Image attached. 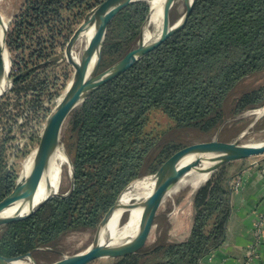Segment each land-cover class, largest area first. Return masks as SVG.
Masks as SVG:
<instances>
[{"label": "trees", "instance_id": "16d2710c", "mask_svg": "<svg viewBox=\"0 0 264 264\" xmlns=\"http://www.w3.org/2000/svg\"><path fill=\"white\" fill-rule=\"evenodd\" d=\"M103 1L29 0L8 30L7 47H20L28 40L43 44L44 34L33 37L27 32L37 34L52 23L64 24V13L72 16L67 29L69 42L75 26ZM149 13L150 6L139 2L115 17L105 39L103 61L107 52L119 57L139 39ZM32 66L15 75L16 84L33 77L36 65ZM261 71L264 0H196L183 27L170 33L133 68L96 91L73 115L77 135L73 194L67 199L54 198L34 215L8 224L0 236V255L34 253L81 222L96 225L129 184L141 177L142 167L161 142L165 132L149 130L153 111L162 110L176 130L210 133L222 123L224 102L232 91ZM261 91L259 88L241 96L234 112L256 107ZM5 146L0 145V202L15 184L5 163ZM174 146L166 144L158 149L151 161L156 171ZM227 166L197 192L191 233L185 241L164 243L159 238L154 245L116 264H202L225 240L231 215Z\"/></svg>", "mask_w": 264, "mask_h": 264}, {"label": "rangeland", "instance_id": "374dc122", "mask_svg": "<svg viewBox=\"0 0 264 264\" xmlns=\"http://www.w3.org/2000/svg\"><path fill=\"white\" fill-rule=\"evenodd\" d=\"M28 1L0 0V11L5 16V26L7 25L5 42H7L8 30L12 29L16 20L24 11ZM189 5V0H177L175 2L170 11L172 23L177 22L182 17ZM69 17L71 18L69 19ZM64 18L66 20L64 24L59 22L52 23L46 31L40 30L37 34L33 30L27 32L33 37L37 35L41 37L44 34L46 41L43 44L28 40L21 44L20 47L8 48L6 43V49L12 62L8 79L9 86L0 101V145H6L5 163L15 183L11 193L23 182L25 179V170L33 162L35 153H38L41 136L48 115L69 91L76 77V70L65 58V49L69 35L67 29L70 26V21L72 22V16L64 13ZM78 26H75V30ZM151 31L154 32L153 28ZM89 41V36H84L75 47V55L79 60H85L86 46ZM139 44L138 39L132 45L128 46L124 54L119 55V57L111 56L107 52L103 61L102 54L99 71H104L124 56L137 50ZM45 59H49V61L45 62ZM32 65H36V73L33 77L25 82L16 84V80L14 79L15 75L23 73L28 68L33 67ZM42 66L46 68L41 69ZM259 88L262 91L257 98V106L236 114L234 109L237 100L244 94L252 93ZM262 107H264V71L248 76L232 91L224 102V118L222 123L210 133L192 129L176 130L173 127L172 120L162 110L157 109L153 111L149 116V130L154 134L165 133L161 135V142L155 151L151 153L145 166L142 167L140 172L141 177L131 182L128 187L135 181L159 175L161 170L180 152L197 143L213 140L239 142L243 145L263 143L264 114H258ZM79 108L75 109L76 111L68 117L61 132V141L65 144L71 161H73L77 138V135L74 133L75 129L73 128L74 123L72 122V117ZM166 144L175 145V149L156 171V166L152 167L151 161L158 149H161ZM262 159H264V156H255L242 160L239 164H225L229 165L226 168L227 177H229L228 184L231 182L230 177L234 175L236 170L240 169V165L243 167V165H247L249 162ZM225 165L209 174L208 172H198L183 180L165 199L159 209L150 235L138 252L154 245L159 238H162L164 243L179 242L187 234L194 217L195 210L193 203L197 192L212 181L215 174L219 173ZM234 165L236 166L234 167ZM39 170L36 169L31 175L33 182L40 183ZM88 171H91L90 168ZM70 186L71 174L69 164L67 163L62 170L60 193H67ZM140 202H136V204ZM109 211L101 217L96 225L90 227L81 222L76 226V229L65 232L54 242L38 248L33 253L35 260L41 264H50L84 251L91 244L100 240L103 230L102 224ZM142 211V208L131 209L124 216L123 221H129L133 213ZM7 225H0V236ZM138 252L116 258H99L87 264H116L118 260Z\"/></svg>", "mask_w": 264, "mask_h": 264}, {"label": "water", "instance_id": "95a60500", "mask_svg": "<svg viewBox=\"0 0 264 264\" xmlns=\"http://www.w3.org/2000/svg\"><path fill=\"white\" fill-rule=\"evenodd\" d=\"M149 1L150 0H104L86 15L83 22L74 31L66 45L65 58L76 70L77 82L75 86L69 89L57 106L48 115L37 153L46 176L51 171L58 153H62L66 157L71 174L70 189L67 193L63 194L60 193L61 186L55 188L49 183L47 186V196L42 201L35 203V200L32 199L28 202L17 204L15 203V200L19 196L21 190L29 186V184L25 183V180H23V182L15 188L12 193L0 202V225H7L14 221L30 217L50 200L54 198L67 199L73 194L76 183L75 167L67 153L65 144L61 141V132L66 120L75 109L80 107L96 91L133 68L170 33L179 27H183L196 3V0H189L190 5L183 13L182 17L177 22L172 23L170 11L177 0H163L162 23L157 36L149 41H145L144 32L149 23V13L142 27L138 49L100 72L99 68L103 48L111 22L126 7L139 2H145L149 5ZM1 25L2 15L0 11V26ZM91 30H93L94 33L86 46V58L84 61H77L75 47L81 40L82 36ZM6 32L7 25L6 30L4 31L3 46H6ZM10 62H12L11 59ZM10 71L11 68H9L7 57L3 55L0 48V101L7 92L6 85H9L7 80L9 79ZM212 154H218L222 157L213 163V166L208 170V174L225 164L246 160L255 156H264V142L260 144L243 145L239 142L213 140L189 146L180 152L167 164V166H165L163 170H161L158 183L152 192L139 204H123L122 194L124 192L118 197L102 224L103 234H101L99 241L94 242L82 252L67 256L50 264H87L99 258H116L129 253L138 252L150 235L159 209L167 196L187 175L199 169L208 160V156ZM133 208H142L146 212L142 224L133 237L126 239L119 245L113 244L108 233L109 224L113 216L118 211H121V218L123 220L124 216ZM10 210H14L13 213H9ZM0 264L41 263L35 260L33 252H28L15 257L0 255Z\"/></svg>", "mask_w": 264, "mask_h": 264}, {"label": "bare ground", "instance_id": "6f19581e", "mask_svg": "<svg viewBox=\"0 0 264 264\" xmlns=\"http://www.w3.org/2000/svg\"><path fill=\"white\" fill-rule=\"evenodd\" d=\"M162 4H163V0H150L149 1L150 19H149L148 26L146 27L145 32H144L145 41H149L150 39L155 38L160 31L161 23H162ZM1 15H2V25L0 26V48L3 52V55L7 57L9 68H11L10 57L8 55L6 46H3V37H4V31H5L6 26H5V16L2 13ZM152 28L154 32L151 31ZM93 33L94 31L91 30L90 32L85 33L81 39H83L84 36H89V39H91L93 36ZM76 60L77 61L79 60L77 56H76ZM76 82H77V77H75V79L73 80L71 84V88L76 85ZM7 83H9L8 80H7ZM8 86L9 85L7 84L6 89H8ZM258 114H261V115L264 114V107L261 108ZM37 155L38 154L35 153L33 162L25 170L24 180H25V183L29 184V186L21 190L19 196L15 200V203L17 204H22L32 199L35 200V203L42 201L47 196V186L49 183L53 185V187L55 188H58L59 186H61L62 170L64 166L67 165L66 157L62 153H58L56 160L52 165L51 171L46 176L42 168L41 160L38 158ZM220 157L222 156L218 154L209 155L208 160L199 169L187 175L183 180H185L187 177L195 173H198V172H202V173L208 172V170L213 166V163L217 161V159H219ZM36 169H40L39 170L40 172L39 182L40 183L33 182L32 177H31V175ZM159 177L160 175L135 181L122 194V203L125 205H131L132 203H136V202H139L145 199L152 192V190L158 183ZM13 211L14 210H10L9 213H13ZM145 216H146V212L143 210L142 212L133 213L129 221H123L121 218L122 212L118 211L113 216L109 224V228H108L109 237L112 243L115 245H119L123 243L126 239L133 237L137 233V230L142 224Z\"/></svg>", "mask_w": 264, "mask_h": 264}, {"label": "crops", "instance_id": "0c3cea01", "mask_svg": "<svg viewBox=\"0 0 264 264\" xmlns=\"http://www.w3.org/2000/svg\"><path fill=\"white\" fill-rule=\"evenodd\" d=\"M239 162L242 160L232 164ZM230 178V188L236 178L241 180V186L238 191L231 188V215L226 227L225 240L221 247L203 260L202 264H241L251 249L254 225L264 213V159L249 162L243 167L240 165V169ZM192 224L193 219L187 234L179 242L190 236ZM254 264H264V239L259 248V258Z\"/></svg>", "mask_w": 264, "mask_h": 264}, {"label": "built area", "instance_id": "2783aa9c", "mask_svg": "<svg viewBox=\"0 0 264 264\" xmlns=\"http://www.w3.org/2000/svg\"><path fill=\"white\" fill-rule=\"evenodd\" d=\"M231 185L233 191H238L241 186V180L239 178L238 179L236 178ZM263 239H264V213L258 218V220L254 225L253 243L247 258L241 264H254V262L259 258V248L263 243Z\"/></svg>", "mask_w": 264, "mask_h": 264}]
</instances>
